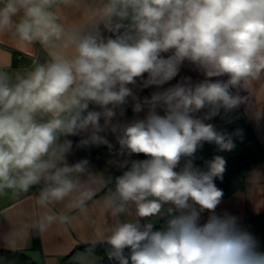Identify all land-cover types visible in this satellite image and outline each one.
Returning a JSON list of instances; mask_svg holds the SVG:
<instances>
[{"label": "clouds", "instance_id": "obj_1", "mask_svg": "<svg viewBox=\"0 0 264 264\" xmlns=\"http://www.w3.org/2000/svg\"><path fill=\"white\" fill-rule=\"evenodd\" d=\"M0 43L47 54L0 59V195L43 184L35 226L69 224L52 205L83 211L113 182L70 159L103 146L120 172L104 207L125 217L114 264H264V239L218 211L225 158L196 162L235 147L209 121L264 85V0H0Z\"/></svg>", "mask_w": 264, "mask_h": 264}, {"label": "crops", "instance_id": "obj_2", "mask_svg": "<svg viewBox=\"0 0 264 264\" xmlns=\"http://www.w3.org/2000/svg\"><path fill=\"white\" fill-rule=\"evenodd\" d=\"M65 15L69 21H77L80 12L76 9H65ZM47 54L37 44L34 50L26 52L11 45L0 43V59H7L11 63L9 71H14L21 66L30 65L33 59L41 62ZM181 75L192 76L193 80L200 77L189 71H183ZM175 83V81H173ZM147 94V93H145ZM129 117L132 113L129 110ZM237 116H244L259 143L262 153L261 158L246 170L243 175V183L239 186V171L236 156L241 149L237 141H233L235 147L231 151L219 152L214 145L205 144L197 153L201 159V166L215 155H222L226 160V170L223 176L236 188L225 197L218 211L227 210L244 220L254 214L264 212V85L257 84L255 89L248 94V100L240 109L227 115L215 117L210 123L221 130L220 124ZM72 161L88 159L94 171L107 177H112L113 182L100 185L96 189L94 197L86 202L85 209L66 208V203H56L51 206L57 214L70 216L71 222L66 225L54 223L45 230H40L36 225L42 209L36 204V199L43 188V184L35 185L28 192L14 195L11 190L0 195V249H27L29 254L38 264H104L103 257L90 250L82 248L86 245L107 243L106 237L109 229L117 219L111 211L104 207V200L110 190H114V177L120 172L110 163L107 149L100 148L82 149L75 152L70 158ZM36 228L40 239V249H32L31 231ZM9 239H15L14 247H9Z\"/></svg>", "mask_w": 264, "mask_h": 264}, {"label": "trees", "instance_id": "obj_3", "mask_svg": "<svg viewBox=\"0 0 264 264\" xmlns=\"http://www.w3.org/2000/svg\"><path fill=\"white\" fill-rule=\"evenodd\" d=\"M222 132L229 134L233 141H237L241 145V149L236 156L238 171H239V186L243 183V175L248 168L255 164L260 158L262 149L257 142V139L251 129V126L244 116H237L223 121L221 124ZM198 164L201 165V159L197 156ZM217 186L223 190L224 197H227L236 188V185L231 183L224 176L222 179L216 180ZM244 225L248 226L257 236L264 239V212L251 215L244 220ZM32 249H40V239L36 228L31 231ZM82 248L90 250L103 257L104 264H114V261L109 259L108 251L110 245L107 243L86 245ZM66 264L69 263L65 260ZM0 264H38L27 249H0Z\"/></svg>", "mask_w": 264, "mask_h": 264}, {"label": "built area", "instance_id": "obj_4", "mask_svg": "<svg viewBox=\"0 0 264 264\" xmlns=\"http://www.w3.org/2000/svg\"><path fill=\"white\" fill-rule=\"evenodd\" d=\"M141 158H143V157H141Z\"/></svg>", "mask_w": 264, "mask_h": 264}]
</instances>
